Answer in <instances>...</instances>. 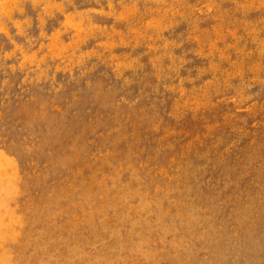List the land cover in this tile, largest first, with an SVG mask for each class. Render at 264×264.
<instances>
[{"label": "rangeland", "instance_id": "374dc122", "mask_svg": "<svg viewBox=\"0 0 264 264\" xmlns=\"http://www.w3.org/2000/svg\"><path fill=\"white\" fill-rule=\"evenodd\" d=\"M0 264H264V0H0Z\"/></svg>", "mask_w": 264, "mask_h": 264}, {"label": "bare ground", "instance_id": "6f19581e", "mask_svg": "<svg viewBox=\"0 0 264 264\" xmlns=\"http://www.w3.org/2000/svg\"><path fill=\"white\" fill-rule=\"evenodd\" d=\"M11 1V0H10ZM14 1V0H13ZM16 1V0H15ZM16 4V3H15ZM7 7H8V4H7ZM9 8V7H8ZM3 9V8H2ZM12 9V8H11ZM10 9V11H11V13H12V10ZM9 10V9H8ZM2 12V11H1ZM9 13V12H8ZM66 18L68 19V15L66 16ZM68 21H70V20H68ZM72 21H70V23H71ZM69 23V22H68ZM69 23V24H70ZM74 23V22H73ZM4 24V23H3ZM2 27H4V26H2ZM7 28V27H6ZM6 28H5V30H6ZM50 42H51V40H50ZM66 49V48H65ZM54 56V55H53ZM32 58V57H31ZM24 59H26V58H24Z\"/></svg>", "mask_w": 264, "mask_h": 264}]
</instances>
